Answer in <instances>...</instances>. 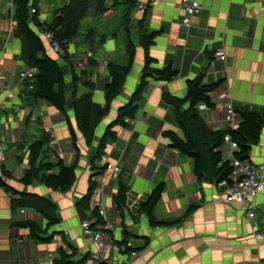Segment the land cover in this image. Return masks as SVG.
<instances>
[{
    "label": "crops",
    "instance_id": "1",
    "mask_svg": "<svg viewBox=\"0 0 264 264\" xmlns=\"http://www.w3.org/2000/svg\"><path fill=\"white\" fill-rule=\"evenodd\" d=\"M197 1L201 11L185 29L179 25L178 0H82L84 9L76 18L75 35L63 57H57L47 51L40 26L51 25L55 17L70 12L74 1L29 0L27 26L40 39L43 53L55 60L64 74L63 117L44 102L32 100L30 88L22 86L25 78L19 80V75L33 68L26 63L25 45L15 33L12 0H0V173L9 176L0 186V264H58L59 251L67 256L68 264H95L91 261L95 245L79 228L85 216L96 220L91 213L97 215V209L91 208L95 202L112 226L107 235L113 245L130 242L136 253L130 257L127 250H109L105 262L264 264V172L263 191L251 202L257 237L250 232L244 208L224 202L220 185L194 176L191 160L170 149L162 136L164 131L179 135L172 107L164 98L182 99L186 81L197 76L205 85L220 82L209 94L213 107L197 110L208 131L237 126L236 113L233 128L223 120L217 99L221 93L227 94L233 110L264 105V0ZM141 34L154 36L143 46ZM217 50H222L223 61L214 56ZM107 64L127 68V73L85 142L69 104L88 95L91 104L104 106ZM167 65L176 72L171 80L149 76L150 71ZM133 97L132 118L108 130L118 109ZM107 130L112 137L105 134ZM42 133L48 136L45 156L74 166V183L66 191L19 183L28 169L26 148ZM100 142L102 154L93 160ZM220 152L223 160L229 159L226 144L222 143ZM91 161L95 167L109 164L118 171L104 168L94 174L89 168ZM247 161L264 166V128ZM91 174L95 188L82 217L75 202L87 191ZM120 186L124 188L123 204L117 210L114 198ZM156 187L161 193L149 217L140 205ZM19 193L52 203L57 223L48 226L34 210L13 207ZM23 222L37 227V237H30L27 227L16 226Z\"/></svg>",
    "mask_w": 264,
    "mask_h": 264
},
{
    "label": "trees",
    "instance_id": "2",
    "mask_svg": "<svg viewBox=\"0 0 264 264\" xmlns=\"http://www.w3.org/2000/svg\"><path fill=\"white\" fill-rule=\"evenodd\" d=\"M73 1L75 5L73 9H70V12L64 11L63 13L66 15L62 14L60 17H55L51 25L40 26V31L50 33L52 40L59 45L63 53L66 45L75 35L76 18L84 9L82 0ZM12 3L14 7L13 20L16 23L15 33L21 37L25 45L26 63L35 70L30 78H25L22 81V86L30 88L29 94L32 100L44 102L64 117L66 107L64 102V74L58 63L43 53L44 50L40 39L34 36L27 26L29 0H12ZM153 36V34L147 36L141 34L140 39L143 46L148 44ZM128 56H131L130 52H128ZM145 62L148 63V59ZM105 68L109 81L104 87V106L100 108L91 104L88 95L72 99L69 104L85 142L89 141L96 122L106 114L109 102L118 94L119 86L127 73V68L113 66L112 64H107ZM149 76L157 80L169 81L176 76V72L170 68V65H167L161 70L150 71ZM219 84V81L210 85L202 84L200 77L197 76L186 81L185 95L182 99L165 97L164 102L172 107L173 122L179 131V135L172 131H164L162 136L168 141L170 149L176 150L179 154L191 160L193 174L198 179L210 180L215 184H228L231 166L229 160H223L221 157L220 147L223 143L222 139L226 135L230 141L235 143L236 150L231 154L234 159L238 161L247 160L251 146L257 142L259 133L264 128V105L259 109L251 107L235 108L233 111L238 116V123L235 129L208 131L203 120L199 117L196 106L203 104L208 109L212 108L213 104L210 101L209 94L217 89ZM140 89L139 86L138 91ZM133 103L134 97L118 109L115 120L107 127L108 130L111 125H124V119L132 118L135 111ZM108 130L105 134H110ZM71 139V145L74 147L73 136H71ZM47 144L48 136L42 133L27 146L26 165L28 169L24 170L19 183L23 186L36 183L52 191H66L74 183V166H65L61 159L57 157H54L53 161L49 160L48 156H45ZM102 149L103 144L100 142L96 148L93 160L102 154ZM89 168L94 171V174H97L105 166L95 167L91 161L89 162ZM1 173L0 175L3 176V179L9 177L8 173ZM92 176L93 174L89 177L87 191L81 199L75 202L76 209L81 216L88 209V201L92 190L95 188V184L90 181ZM3 185V181L0 178V186ZM123 192L124 188L120 186L114 198V205L117 210H120L123 204ZM160 193L161 188L156 187L150 193L148 199L140 205V210L147 216H151L152 208L157 202ZM17 195L18 198L12 202L13 207H26L34 210L46 220L48 226L57 223L52 203L28 193H19ZM91 213L92 217L96 218L91 224V228H94L99 221L96 212L92 211ZM84 219L90 218L85 216ZM16 226L27 227L30 237H37L35 233L37 227L33 223L23 222L18 223ZM58 260V264L69 263L67 256L62 251H59Z\"/></svg>",
    "mask_w": 264,
    "mask_h": 264
},
{
    "label": "built area",
    "instance_id": "3",
    "mask_svg": "<svg viewBox=\"0 0 264 264\" xmlns=\"http://www.w3.org/2000/svg\"><path fill=\"white\" fill-rule=\"evenodd\" d=\"M177 10L181 13V18L179 20V25L185 29H188L191 26V19L199 15L201 7L197 0H178ZM140 9V7H138ZM30 13L34 12L33 8L29 9ZM9 33H11L9 31ZM43 37L48 44L47 51L55 54L57 57H63L64 53L60 49L59 45L52 40V36L48 32H42ZM214 56L219 60H224V54L222 50H217L214 53ZM34 69H25L19 75V80L23 78H29L34 74ZM217 99L221 102L223 108V120L228 123L232 128V120L235 116L233 111V105L229 102L228 96L226 93H221L217 96ZM205 105L199 104L196 109L200 112L205 109ZM223 144H226L228 147L229 161L231 166V172L228 177V184L219 183L218 185L222 188L221 197L224 202L232 203L236 206H241L244 208V218L248 221L250 226V232L253 235H258V228L254 221L253 208L251 202L255 197L263 191L262 183V174L264 172V166H254L249 161L243 160L238 161L232 157V152L236 150V145L230 141L228 136H224L222 139ZM88 169V166H86ZM105 170H110L112 173L118 171L117 168L112 167L111 165H106ZM0 178L3 180V176L0 175ZM93 207L97 209V218L98 223L95 224L94 228H91V224L94 222L90 219H81L79 221V228L81 235L87 237L95 245V252L91 255V261L95 264L104 261L103 264H126L124 261L116 260H106V255L109 250L112 251H128V256H135V251L132 249L130 242L125 241L119 247H116L111 242V238L107 235V232L111 230L112 226L108 222L107 217L102 209H100L98 202L92 203ZM19 213H23V210H20Z\"/></svg>",
    "mask_w": 264,
    "mask_h": 264
}]
</instances>
